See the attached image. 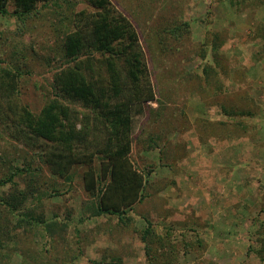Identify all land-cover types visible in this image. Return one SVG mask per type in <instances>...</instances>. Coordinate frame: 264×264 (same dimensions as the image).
<instances>
[{"label":"rangeland","instance_id":"374dc122","mask_svg":"<svg viewBox=\"0 0 264 264\" xmlns=\"http://www.w3.org/2000/svg\"><path fill=\"white\" fill-rule=\"evenodd\" d=\"M111 1L138 31L156 95L134 116L132 161L149 174L145 201L128 228L92 217L85 160L54 174L45 156L56 150L20 131L2 102L0 180L17 168L37 176L47 195L28 206L68 230L59 242V233L16 230L10 217L12 248L7 258L0 248V262L152 264L139 235L149 220L171 236L157 252L161 264H264V0ZM83 10L93 12L86 0H49L23 19L0 16V68L21 75L19 107L36 115L53 97L54 77L68 65L63 40Z\"/></svg>","mask_w":264,"mask_h":264},{"label":"trees","instance_id":"16d2710c","mask_svg":"<svg viewBox=\"0 0 264 264\" xmlns=\"http://www.w3.org/2000/svg\"><path fill=\"white\" fill-rule=\"evenodd\" d=\"M48 1L0 0V16L23 19ZM86 1L93 12L83 10L76 14L74 30L63 40L68 65L56 73L54 95L41 112L35 115L13 101L21 75L9 68H0V106L3 102L20 131L53 146L56 151L47 153L45 158L54 174L69 175L73 166L85 160L88 172L84 184L93 200L91 216L115 217L121 227L128 228L132 226L135 206L145 201L149 177L132 161L134 116L146 104L155 102L156 95L133 23L111 0ZM11 5L13 14L9 11ZM77 105L88 113L79 112ZM26 172L17 168L0 180V188L9 184L16 187L13 192L0 195V248H5V253L12 248L14 236L10 217L18 218L16 230L23 227L31 232L43 230L49 237L59 233V242L65 241L62 232L68 230V224H62L57 217L48 222L43 213L28 206L31 198L40 194L38 197L42 199L47 193L41 191L38 177L25 176ZM17 179L26 181L27 189H19ZM147 221L149 226L139 235L149 262L161 264L157 252L165 251V240L170 241L171 236L169 232L165 237L157 234L153 223ZM171 253L166 256L168 261L173 257ZM5 255L8 257V253ZM113 261L122 264L121 258L115 257ZM0 264H4L3 260Z\"/></svg>","mask_w":264,"mask_h":264}]
</instances>
